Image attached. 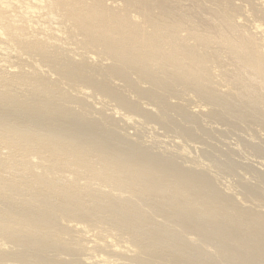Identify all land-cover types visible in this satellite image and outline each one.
<instances>
[{
    "label": "bare ground",
    "instance_id": "1",
    "mask_svg": "<svg viewBox=\"0 0 264 264\" xmlns=\"http://www.w3.org/2000/svg\"><path fill=\"white\" fill-rule=\"evenodd\" d=\"M74 92L114 101L119 118L101 128L90 103ZM184 98L199 103L201 117L226 113L244 126L252 116L250 123L263 127L264 0H0V110L33 123L48 116L50 128L73 131L70 141L84 139L106 158L89 169L88 156L62 164L55 144L46 155L36 147L21 151L19 160L8 151L5 166L38 182L0 178V260L25 264L32 254L31 264H125L130 256L144 264H264L258 187L246 195L220 190L203 172L213 166L199 158L181 162V141L157 154L110 129L116 120L134 125L139 118L174 129L170 109L180 122L197 120L187 103L185 112ZM179 127L178 135L190 139L192 129ZM40 140L52 142L48 135ZM0 142L4 149L11 144ZM84 252L80 263L67 258Z\"/></svg>",
    "mask_w": 264,
    "mask_h": 264
},
{
    "label": "rangeland",
    "instance_id": "2",
    "mask_svg": "<svg viewBox=\"0 0 264 264\" xmlns=\"http://www.w3.org/2000/svg\"><path fill=\"white\" fill-rule=\"evenodd\" d=\"M113 83L118 84V81H114ZM118 85H120V84H118ZM142 86L147 87V85L145 86L144 84ZM63 87H65V86L63 85ZM73 94H76L81 100H83V101L87 100L90 103L89 109L91 111V115H90L91 119L95 120V122H97L101 128L107 126L108 120L111 119L112 117L119 118V116L114 114V112H115L114 111V105H115L114 101L112 102L111 100H107V99L102 101V100H100V97L98 99L97 96H96L97 99L95 97H94L95 99L92 98V96L91 97H85V96H82L80 93H76V92H74ZM177 99H179V98H177ZM175 100H173V101L171 100L170 103L172 104V102H174ZM180 100H177V102L178 103L181 102ZM182 100H183V102L185 101L184 103H182V105L187 103V105L185 104V106H187L189 108L188 109L186 107L187 108V112H186L185 106L183 105L185 112L190 114V115L191 114L196 115L197 112L199 111V109L197 110L195 108H196V106H199V103L197 105L196 100H195V102H196L195 104H194V100H193V103H191L192 101L189 102V101H187L188 99L186 100V98H184ZM177 102H176V104H178ZM188 102H189V104H188ZM190 103H191V105H190ZM173 104H175V103H173ZM74 105H75L74 103L71 104V107H74ZM74 108L77 110V107H74ZM190 110H191V112H190ZM193 110L196 111V114ZM120 114H123V112L121 111ZM225 114H224V117L226 120L223 119L224 118L223 114L221 115V117H223L221 120H220L221 117L218 115H216V116H214V115H203V117L208 118V119H206V118L201 117L200 114H199L200 116L197 114L198 115L197 117H199L198 119H197V117L194 116L195 119H197V120H194L191 117H189V119L188 118L185 119V118H183V116H181V118H183V119H181V122H180V117L177 118L178 116H180V114L176 115V113L173 114V111H171V109H170V112L168 110V114L166 116L172 120L177 119V124L179 123L178 126H181L179 128L189 127L190 129H192L194 135L192 134L190 139H187V140H185V138L180 137L178 135V133H177V130H179L178 126H176V128L174 127V129L172 127H169V126L163 127V125L162 124L160 125L159 122L147 121V120H143L140 118L138 120V123H136L134 125H132L131 123H129L127 125V124H124L123 122L121 123V121H119V120H116V122H115L116 124L111 126L110 129H112L113 132H115V134H126V135H128V138H130V139H132V138L138 139L140 141V143H142L143 148L146 147L147 150H149V151L154 150L153 152L154 153L156 152L157 154H158V149H159V154H161L160 152H163V150L165 148L171 149V147H173V146L174 147L179 146L178 148H180L182 145L181 148L185 147L184 149H187V151L185 153L186 154L185 157H182V159H181L182 161L179 160L181 157H179L178 154L167 152L166 153L167 155H164V156H166V158H169L171 156V159H174L173 157H175V155H176V157L178 156L177 160L179 162L181 161L183 163V161L185 162V159H186V164H188L187 163L188 160H189V162L190 161L193 162L194 160H195L194 162H196L197 161L196 159H198V158L200 160L198 159L197 162H201L204 164H210L209 166H213V169H211L210 171H208L207 169H203L204 170L203 172H205L206 176L213 177L212 179H213L214 185L218 186L217 188L220 190H221V188H222V190H226V191L229 189V191L231 190V192L232 191H238L239 192V190H240V191H242L243 195L244 194L246 195L248 193L257 192L256 190L258 187V192L259 191H260V193L263 192L262 193V195H263L264 194V187H263L264 186V181H263L264 180V169H263L264 168V155H263L264 154L263 153V151H264V143H263L264 142L263 141L264 140V129H263L264 124L262 127L259 124V123H261V121L258 122L256 125H255V123H253L254 121L252 123H250L254 118L251 116L247 121L248 124L245 122L248 126L246 124L243 126V124L238 122V121L232 122L230 120L231 115L228 118L229 115H227V114L225 115ZM67 115H68V117H70L69 114H67ZM67 115H65V116H67ZM172 115H173L174 119H173V117H171ZM175 116H176V118H175ZM211 116H213V117H211ZM48 118H50V117L43 116L39 120V123H33V122L26 120V118L18 117L17 115L16 116H5L4 113L0 110V140L2 141L4 139H8L11 142L10 145L6 146L7 149H4L1 142H0V178H3L4 180L10 181V182H12L18 186L19 185H21V186H32V184L37 183L38 179L36 177H34L32 174L22 173L21 171H19L20 169L16 170L18 166L17 167L12 166L13 168L10 167L11 169L7 168L4 164V160L7 159V157L5 155L8 151H11V153H10L11 157L16 158V160H19L20 157L16 156L18 153H20L21 151H24L26 149L34 150L35 147H36L35 148L36 152H39L40 155L41 154L46 155V154H50L51 151H54V144L59 149H62V151L60 152L62 164H66L67 162H71V161L74 162V160L79 161L81 158H83L85 156H88V159L86 161H83V163L85 164L83 166L86 168L93 169V168L98 166V163H100V162L103 163V160L106 158H102L99 155L98 147L89 146V144L84 139H81V140L76 141V142L70 141L69 140L70 134L68 133V131H70V130L50 128L49 125L51 124L50 120H52V118L51 119H48ZM54 119L56 120V117ZM135 119H137V118H135ZM184 119L186 120V122H184L185 121ZM228 119L230 120L229 122L227 121ZM190 120H192V121L189 122ZM198 120H200V121L198 122ZM228 123H231V125ZM237 123L238 124L240 123V124L238 125ZM52 124H54V123H52ZM227 124L229 125V127H227L228 126ZM251 124H254V125H251ZM193 125L196 126V127H194L196 129L191 128V127H193ZM241 125H242V127H241ZM258 125L260 128H258ZM245 127H246V129H245ZM248 127H249V129H248ZM101 128H99V131L100 130L103 131ZM230 128H232V129H230ZM193 129L196 131H194ZM241 129H242V131H241ZM250 130H251V132H250ZM99 131H97L96 133H99ZM235 131H237V132H235ZM256 131H257V133H256ZM70 132H72L74 134L73 131H70ZM195 132H198V133H195ZM244 132H245V134H244ZM103 133L104 132H102L101 134L103 135ZM109 133L112 134V132H109ZM241 133L244 135V137ZM105 134H107V133L105 132ZM195 134H198V135L196 136ZM1 135H4L5 138H1ZM44 135H48L50 137V139L52 140V142L51 141L42 142L40 140V137L44 136ZM245 135H247V136H245ZM252 135L253 136L255 135L254 136L255 139ZM259 135H260V137H259ZM106 136L107 135H105V137L104 136H102V137H104L106 139ZM108 136H109V134H108ZM111 137H113V136H111ZM177 137H179V138L177 139ZM251 137H253V139H254V140L252 139L253 141L251 140ZM114 138H115V136H114ZM181 138H183V139L180 140ZM154 139H155V141H154ZM256 139L258 142L255 141ZM151 141H153V143ZM180 141H181V145L179 143ZM248 142H249V144H248ZM157 143H159V144H157ZM177 143H179V144H177ZM226 144H228V145H226ZM238 144H240V145H238ZM261 144L263 147L261 146ZM186 145L188 148L186 147ZM140 146H141V144H140ZM162 146L164 147V149L162 148ZM190 147H193L194 150H193V148H190ZM245 147H247V148H245ZM121 148H125V147L122 145ZM241 148H242V150H241ZM228 149H230V150H228ZM246 149L249 150V152ZM259 149H261V150H259ZM191 150H193V151H191ZM197 151H198V153H197ZM201 152H202V154H201ZM243 152H245V153H243ZM196 153H197V156H196ZM206 153H208V154H206ZM229 153H230V155H229ZM250 153H252V154H250ZM259 153H260V157L258 155ZM202 155L204 157H202ZM228 157H230V158H228ZM243 157L245 158L244 160H243ZM213 159H215V160H213ZM261 159H263V160H261ZM65 160H68V161L65 163ZM207 161H209V162H207ZM215 161H216V163H215ZM192 162H190V163H192ZM221 162H222V164H219ZM190 163L186 166H190ZM115 167H120V163H117V165H115ZM224 167H227V169L228 168L229 169L227 170ZM253 167L255 168V170ZM112 169H113L112 171H114V167ZM215 169H217V170H215ZM112 171H108L107 174H111ZM207 171H208V173H206ZM244 171H245V173H244ZM258 171L260 173H258ZM214 173H216V174H214ZM257 174H258V176H257ZM250 176H252V177H250ZM12 177H14L15 179H13ZM247 180H248V182H247ZM241 181L242 182L244 181V182L241 183ZM249 181H252V182H249ZM257 182H259V183H257ZM244 186H246V187L244 188ZM227 187H229V188H227ZM237 187H239V188H237ZM240 187H242L243 189ZM37 192H39V191H37ZM40 192H43L44 194H47L49 196H54L58 193V191L56 193H48L47 191H40ZM80 192H82V191H80ZM83 200L85 201L86 198H83ZM1 201H2V198L0 197V202ZM12 204H13V206H16L17 201L13 202ZM4 216H5V214L2 211H0V218H2ZM71 234L73 236H75L74 233L71 232ZM47 243H48V241H47ZM78 243L79 244L84 243V239H81L80 241H78ZM69 244H71V243L69 242ZM59 250L60 249H55V250L53 249V251L51 250L52 255L56 254L55 253L56 251H58V254H59L60 253ZM62 253L63 252L61 251V254ZM88 254H89V252H84L81 255H79V254L77 255L76 253H72V254H70L71 257H67V258H71L72 260H75L77 262H79L78 260L80 259V262H81V260L86 259ZM62 255H60L59 257L61 258ZM30 256L32 258V254ZM54 256H57V254ZM31 258H30L29 262L27 259L26 260L27 262H25V264H31V261H32ZM128 258L125 257L124 260L122 259L123 263H125V264H144L142 262L140 263V261L134 257H133L134 259L131 258V256H130V258L132 259V262L130 263V258L129 259ZM133 260L134 261L138 260L139 262L137 261L134 263ZM13 262L14 261H12V258L8 259L7 261L0 260V264H13ZM126 262H128V263H126Z\"/></svg>",
    "mask_w": 264,
    "mask_h": 264
}]
</instances>
